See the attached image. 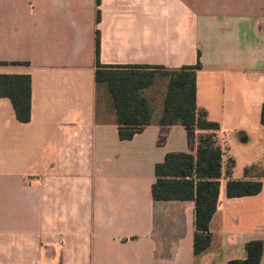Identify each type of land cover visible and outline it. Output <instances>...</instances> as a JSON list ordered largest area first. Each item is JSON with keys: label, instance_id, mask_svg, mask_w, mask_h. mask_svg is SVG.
<instances>
[{"label": "crops", "instance_id": "crops-1", "mask_svg": "<svg viewBox=\"0 0 264 264\" xmlns=\"http://www.w3.org/2000/svg\"><path fill=\"white\" fill-rule=\"evenodd\" d=\"M96 31L103 66L200 62L197 105L220 126L224 167L236 159L234 139L256 135L264 145V0H0V63L25 64L0 75L31 77L29 123L0 98V264L244 260L247 243L264 244V178L259 195L235 200L222 180L211 247L195 257L193 203L155 201L152 186L166 155L195 153L197 131L157 124L163 78L165 87L157 80L145 92L153 124L121 141L109 97L97 96ZM238 77L232 97L254 111L229 107L226 89ZM256 160L246 168L264 171V149ZM235 163L233 179H243Z\"/></svg>", "mask_w": 264, "mask_h": 264}, {"label": "trees", "instance_id": "trees-1", "mask_svg": "<svg viewBox=\"0 0 264 264\" xmlns=\"http://www.w3.org/2000/svg\"><path fill=\"white\" fill-rule=\"evenodd\" d=\"M100 0H96L97 7ZM100 12L97 10V21ZM100 34L95 33V83L97 96L103 89L116 116L118 136L130 141L153 124L154 109L145 92L155 86L159 77L168 79L163 111L157 122L161 127L182 126L197 131L194 154L170 153L155 166L152 197L155 201L192 202L194 205V255L206 253L212 244L210 223L220 206L222 180L227 179L228 200L259 195L264 171L258 166L244 169L243 179H233L236 163L228 159L223 166L219 142L220 126L209 120L207 110L197 105V72L201 64L169 70L155 66H103L99 62ZM24 66L22 63H0V67ZM0 98L11 103L18 122L31 119V77L0 75ZM98 101V100H97ZM260 124L264 127V104ZM246 258L227 264H261L264 244L252 241L245 245Z\"/></svg>", "mask_w": 264, "mask_h": 264}, {"label": "rangeland", "instance_id": "rangeland-1", "mask_svg": "<svg viewBox=\"0 0 264 264\" xmlns=\"http://www.w3.org/2000/svg\"><path fill=\"white\" fill-rule=\"evenodd\" d=\"M157 80L160 83V81H163L164 79L162 77H159ZM162 84L160 83L158 87L160 88ZM242 84H243V79L241 77H238V79L236 80L230 81V84L228 85L229 87H227L228 89H226V93L229 96V100H230L228 103L229 107L230 109L239 110V111L240 110L254 111L255 108L249 107L248 103L244 101L239 102L237 98L232 97L236 95L235 93L239 88H241L240 86H243ZM163 85L165 87V84ZM248 89H249L248 87L245 88V90H248ZM256 111H257V108H256ZM256 137H257L256 135H253V137H250L248 141H244L245 140L244 137L241 136L238 138V142H240L238 145L236 144L235 139L233 141L232 151L235 154V158H236L235 161L237 162L239 174H243V171L246 168V162L247 161H257L256 156L259 154V152H262L264 149V145H261V143L259 147L257 140H255Z\"/></svg>", "mask_w": 264, "mask_h": 264}]
</instances>
